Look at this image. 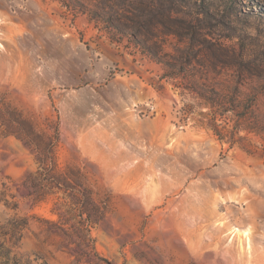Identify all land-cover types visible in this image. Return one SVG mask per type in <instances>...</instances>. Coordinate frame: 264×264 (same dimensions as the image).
I'll return each instance as SVG.
<instances>
[{
  "label": "clouds",
  "instance_id": "clouds-1",
  "mask_svg": "<svg viewBox=\"0 0 264 264\" xmlns=\"http://www.w3.org/2000/svg\"><path fill=\"white\" fill-rule=\"evenodd\" d=\"M0 264H264V0H0Z\"/></svg>",
  "mask_w": 264,
  "mask_h": 264
},
{
  "label": "rangeland",
  "instance_id": "rangeland-1",
  "mask_svg": "<svg viewBox=\"0 0 264 264\" xmlns=\"http://www.w3.org/2000/svg\"><path fill=\"white\" fill-rule=\"evenodd\" d=\"M240 198H243V194H241V197Z\"/></svg>",
  "mask_w": 264,
  "mask_h": 264
}]
</instances>
